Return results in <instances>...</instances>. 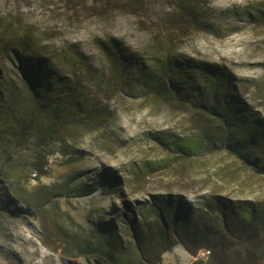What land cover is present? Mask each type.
Listing matches in <instances>:
<instances>
[{"label": "rangeland", "instance_id": "rangeland-1", "mask_svg": "<svg viewBox=\"0 0 264 264\" xmlns=\"http://www.w3.org/2000/svg\"><path fill=\"white\" fill-rule=\"evenodd\" d=\"M181 1L0 0V33L17 24L39 37L40 49L75 44L104 71L102 82L87 81V94L107 113L106 121L66 126L41 148L31 140L0 154V264H110L102 248L108 224L115 223L122 244L132 239L125 200L137 213L169 196L198 209L215 197L264 206V175L227 150L209 151V142L220 143L224 132L217 120L111 85L97 39L119 40L145 56L152 41L166 43L184 58L230 70L264 119V22L249 17L264 9V0H195L210 30L183 18ZM0 69L15 77L3 58ZM171 135L194 139L204 151L175 154L154 138ZM110 175L119 179L115 187ZM241 238L198 260L177 243L160 254L159 264H264V229Z\"/></svg>", "mask_w": 264, "mask_h": 264}, {"label": "trees", "instance_id": "trees-1", "mask_svg": "<svg viewBox=\"0 0 264 264\" xmlns=\"http://www.w3.org/2000/svg\"><path fill=\"white\" fill-rule=\"evenodd\" d=\"M178 10L194 27L212 29L213 24L205 21L195 0H182ZM249 17L264 22V9L258 8ZM38 38L17 24L0 33V58L13 66L15 75L6 76V69H0V154L31 140H36L33 143L39 148L53 143L56 134L68 125L107 120L99 102L87 94V81L102 82L104 71L94 68L75 44L40 49ZM97 42L109 65L113 89L203 112L224 129L220 143L209 142V151L227 150L264 175V119L238 89L237 78L230 70L184 58L166 43L152 41L145 56L116 39ZM4 96L13 100L12 106ZM154 138L168 151L185 156H194L205 148L187 137ZM108 180L112 187L119 183L115 175ZM123 204L131 212L124 213V222L132 239L129 245L122 244L115 223L108 224L107 243L102 248L106 247L103 254L110 264H159L160 254L171 251L177 243L193 255L202 249L215 253L229 238L248 240L264 229V206L236 205L219 197L199 209L181 197L171 196L139 205L138 213L126 200Z\"/></svg>", "mask_w": 264, "mask_h": 264}, {"label": "built area", "instance_id": "built-area-1", "mask_svg": "<svg viewBox=\"0 0 264 264\" xmlns=\"http://www.w3.org/2000/svg\"><path fill=\"white\" fill-rule=\"evenodd\" d=\"M210 254H211V251L202 249V250L198 251V253L196 255H193V257L196 260L207 259Z\"/></svg>", "mask_w": 264, "mask_h": 264}]
</instances>
